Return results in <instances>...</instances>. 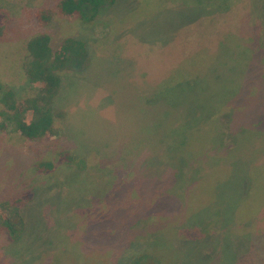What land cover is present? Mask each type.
Returning <instances> with one entry per match:
<instances>
[{
  "label": "rangeland",
  "instance_id": "374dc122",
  "mask_svg": "<svg viewBox=\"0 0 264 264\" xmlns=\"http://www.w3.org/2000/svg\"><path fill=\"white\" fill-rule=\"evenodd\" d=\"M60 1L0 0V79L19 95L35 87L33 36L53 48L81 38L91 52L85 70L63 73L64 134L0 132V201L25 217L18 242L0 234L3 256L131 264L146 250L164 264H264V0H114L92 22L62 14ZM40 7L54 10L50 23ZM54 144L85 166L56 159V175L37 171Z\"/></svg>",
  "mask_w": 264,
  "mask_h": 264
},
{
  "label": "trees",
  "instance_id": "16d2710c",
  "mask_svg": "<svg viewBox=\"0 0 264 264\" xmlns=\"http://www.w3.org/2000/svg\"><path fill=\"white\" fill-rule=\"evenodd\" d=\"M223 1V0H221ZM233 0H224L225 3L232 2ZM197 4H207L203 0L191 1ZM114 3V0H61L58 4V10L64 15H77L83 22H92L101 13V9L106 4ZM219 3V2H214ZM36 17L42 24H48L54 17V10L48 7H40L36 10ZM2 16H8L7 13L3 15V11L0 12ZM6 20L3 19L1 27L5 24ZM2 29L0 28V35ZM29 60L27 64V73L30 76L32 83L35 85L33 92H25L19 95L13 88L12 84L0 79V132H14L20 134L23 138L28 140L49 139L56 135H60L64 130L59 125V121L63 119L65 113L58 108V104L55 103L56 98L60 95L62 89V77L63 73H74L85 70L91 61V52L88 48L87 41L68 36L61 45L53 48L51 45V37L46 33H41L33 36L29 42ZM223 109H218L210 114L209 122L215 120L218 112ZM228 114V113H227ZM63 132V134L65 133ZM192 133L194 146L193 148L199 154L205 156V152L201 151L198 147L201 146L196 134L197 128L190 129ZM54 146V147H53ZM52 148L47 150L42 158H36L35 169L40 173H48L49 175H56L59 167L58 160L68 164L70 167L75 168L78 165L80 168L82 164L85 166V156L72 154L68 149L55 148V144ZM64 165V164H62ZM61 165V168L63 166ZM65 166V165H64ZM199 169V168H198ZM197 169V170H198ZM248 186V185H247ZM259 180L254 183L251 182L250 192L256 193L259 191ZM253 189V190H252ZM249 192V193H250ZM251 194V193H250ZM240 196L242 199L249 198L253 202H260L259 198L253 199L254 195ZM254 205V203H252ZM259 205V204H258ZM239 206L234 208V212L239 213L242 211ZM256 211L249 215L254 217L255 221H263V215ZM165 217V214H163ZM248 217V218H250ZM183 219V218H182ZM182 219L176 224L182 223ZM187 217H184V220ZM207 224H205L206 226ZM204 226V227H205ZM242 226V225H241ZM172 232L176 227L171 226L170 223L167 226ZM240 227V226H239ZM25 229V217L15 210L14 213L8 211V205L6 201H0V234L6 233L12 241L18 242ZM211 234L210 228L206 229ZM236 230V229H235ZM245 233L247 230L244 228ZM235 232V231H233ZM254 232V231H253ZM171 235V234H170ZM167 237L172 240L175 238ZM164 258L154 255L153 252L144 251L132 259L131 264H164ZM0 264H13L8 257L3 256L2 248L0 247ZM101 264V263H98Z\"/></svg>",
  "mask_w": 264,
  "mask_h": 264
}]
</instances>
